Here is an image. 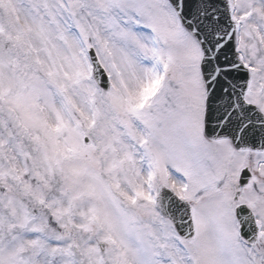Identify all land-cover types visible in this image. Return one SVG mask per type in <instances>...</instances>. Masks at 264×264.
Instances as JSON below:
<instances>
[{
    "label": "snow or ice",
    "instance_id": "snow-or-ice-1",
    "mask_svg": "<svg viewBox=\"0 0 264 264\" xmlns=\"http://www.w3.org/2000/svg\"><path fill=\"white\" fill-rule=\"evenodd\" d=\"M0 264H264V0H0Z\"/></svg>",
    "mask_w": 264,
    "mask_h": 264
}]
</instances>
